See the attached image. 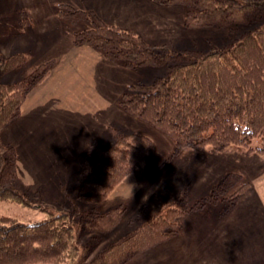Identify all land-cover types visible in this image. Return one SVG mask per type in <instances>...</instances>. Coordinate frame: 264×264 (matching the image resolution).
Returning <instances> with one entry per match:
<instances>
[{
	"label": "trees",
	"instance_id": "16d2710c",
	"mask_svg": "<svg viewBox=\"0 0 264 264\" xmlns=\"http://www.w3.org/2000/svg\"><path fill=\"white\" fill-rule=\"evenodd\" d=\"M152 1L179 7L186 28L250 24L264 18L263 0ZM66 5L70 10L60 13L71 22L87 18L85 10ZM94 16L92 27L75 32L73 44L93 46L106 61L127 68L166 66L165 73L150 83H129L119 99L126 113L171 139L174 149L166 159L229 147L239 153L264 154V23L239 40L203 53L198 49L170 51L166 43H150L133 29ZM52 63L26 66L24 54L0 52V133L20 116L29 91L48 74ZM19 68H23L20 79L2 81L5 74ZM110 132L112 144L96 149L92 162L81 170L80 203L60 213L48 208L44 210L47 217L35 223L0 215V264H128L139 253L177 237L179 218L221 199L227 204L220 214L226 215L252 188L241 173L229 171L209 195L189 204L190 183L176 194L164 186L169 200L157 192L156 208L140 207L134 227L107 241L124 221L126 208L118 205L104 210L102 206L153 147V139L143 132L122 133L116 127ZM17 163L16 146L0 141V200L31 205V196L38 191L20 183Z\"/></svg>",
	"mask_w": 264,
	"mask_h": 264
},
{
	"label": "rangeland",
	"instance_id": "374dc122",
	"mask_svg": "<svg viewBox=\"0 0 264 264\" xmlns=\"http://www.w3.org/2000/svg\"><path fill=\"white\" fill-rule=\"evenodd\" d=\"M52 3L54 4L42 1L40 8L24 6L21 10L23 26L27 24L50 26L45 35H36L37 32L32 34L33 36L28 34L29 41L35 38L43 42L49 38L53 40L68 31L74 37L76 31L93 26L95 12L89 8L70 4L73 7L71 10H85L87 16L71 22L69 17L60 13L61 10L68 12L70 7L66 4ZM131 4L134 8H131L128 14L130 22L115 19L111 22L101 16L100 18L109 24L135 30L150 43H166L170 51L198 49L206 53L241 39L245 33L255 30L264 23L263 18L250 24L231 23L223 27L186 28L182 25V11L180 14L177 7L159 6L157 9H150L149 4H157L152 0H131ZM2 17L8 18L7 15ZM8 22L12 20L8 19L5 23ZM131 22L135 26H132ZM145 22L146 24H143ZM137 25L139 26L136 27ZM73 46H89L91 50L85 49L89 51L82 54L75 51L74 55L70 54L71 56L68 55V58L62 61L56 58L49 59L53 60V63L48 74L29 91L27 102L32 105L37 100L46 98L48 101H57L58 98L64 99L69 95L83 97L86 103L81 105V112L86 123L83 125L73 119L62 121L58 124L59 130L53 128L58 136H47V141L46 137L45 140L36 138L34 149H31L28 140L24 141L22 146L10 143L19 150L17 172L20 183L38 193L32 194L31 205L0 200V215L24 223H35L47 217L44 210L48 208H54L60 213L80 203L78 195L81 170L87 162H92L96 149L103 150L112 144L113 141L109 143L112 139L110 131L112 127H116L122 133L135 130L147 134L153 139V147L147 157L116 187L103 204L104 210L118 205L126 208L124 221L105 240L116 239L133 228L138 222L137 210L143 205L156 208L157 192L164 200H169L170 196L163 191L164 186L171 187L176 194L179 189L186 186V183H190L188 203L193 204L209 195L213 185L229 171L241 173L243 181H250L253 189L239 198L233 211H229L227 216H264V154L239 153L229 147L211 153L204 150L197 156L190 153L173 155L166 159L174 149L171 139L121 108L119 99L129 83L137 80L150 83L165 73L166 66L142 65L127 68L120 63L106 61L101 51L93 46L85 44ZM98 68L106 71L105 77L98 78ZM22 70L23 68L16 69L11 74H16L18 80ZM90 117L94 121L89 125L86 119ZM23 128L24 126L20 125L16 130ZM24 144L28 147L26 148ZM30 152L36 155L29 158ZM174 193L171 198L175 196ZM226 204L227 201L221 199L179 218L181 228L177 237L139 253L128 264H190L193 249L184 248L180 251L179 248L192 234L202 233L206 229L214 230L222 221L224 215L220 213ZM197 261L201 262L202 258L199 257L196 264Z\"/></svg>",
	"mask_w": 264,
	"mask_h": 264
},
{
	"label": "crops",
	"instance_id": "0c3cea01",
	"mask_svg": "<svg viewBox=\"0 0 264 264\" xmlns=\"http://www.w3.org/2000/svg\"><path fill=\"white\" fill-rule=\"evenodd\" d=\"M42 1L51 4L55 2V5L73 4L83 6L89 8V10H92L106 21L115 19L122 22L123 20L130 22L128 14L131 8H134L131 0H0V51L3 54L22 53L27 57V64L31 65L52 58L62 61L68 58V55H74L75 51L82 54V52L91 50L89 46L74 47L73 35L69 31L67 33L63 32L62 35L53 40L49 38L43 42L35 38L29 41L28 34L33 36L37 32L36 35H45L50 26L45 24H27L23 26L20 12L24 9V6L40 8ZM159 6L163 5L149 4L150 9H157ZM136 7L138 8V6ZM163 7L169 8L172 6ZM177 8L181 14V9ZM5 15L8 18L2 17ZM8 19H11L12 22L5 23ZM143 24H146V22ZM132 26H135V24L132 23ZM11 73L5 74L1 78L2 81L12 82L17 80V75ZM97 73L99 75L98 78H102L105 77L106 71L98 68ZM77 97L69 95L64 99L63 97L58 98L57 101H48L46 98L37 100L32 105L28 104L27 100L29 97H27L23 102L20 116L1 131L0 141L4 144L14 143L22 146L23 142L28 140L31 144V149H34L36 146L33 148V144L36 143V138L45 140L46 137L47 141V136H58L53 131V128L54 130L57 129L58 124L62 121L67 122V120L73 119L84 125L86 122H84V114L81 112V105H84L86 100H83V97ZM34 104L36 105L33 108ZM86 120L89 125L94 121L91 117ZM20 125L24 126V128L16 130ZM46 131L49 132L46 133ZM111 141L113 140L111 139L109 143ZM38 142L41 143V140L38 139ZM35 155L36 153H28L29 158ZM227 215L222 216V221L214 230L206 229L202 233L192 234L179 248L180 251L184 248L193 249L191 253L193 259L190 258V264H196V260L199 257L202 258V261H197L198 264H264V216L244 215L230 217Z\"/></svg>",
	"mask_w": 264,
	"mask_h": 264
}]
</instances>
